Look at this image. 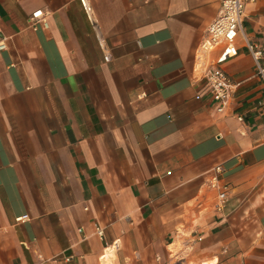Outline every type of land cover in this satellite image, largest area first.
I'll use <instances>...</instances> for the list:
<instances>
[{
  "label": "crops",
  "instance_id": "crops-1",
  "mask_svg": "<svg viewBox=\"0 0 264 264\" xmlns=\"http://www.w3.org/2000/svg\"><path fill=\"white\" fill-rule=\"evenodd\" d=\"M90 2L94 21L80 0H0V264H264V84L246 46L264 42V0L221 63L224 112L195 66L222 0Z\"/></svg>",
  "mask_w": 264,
  "mask_h": 264
},
{
  "label": "built area",
  "instance_id": "built-area-1",
  "mask_svg": "<svg viewBox=\"0 0 264 264\" xmlns=\"http://www.w3.org/2000/svg\"><path fill=\"white\" fill-rule=\"evenodd\" d=\"M248 1L255 0H222L217 16L208 24L203 40L200 43L196 56L195 66L199 79L206 82L213 98L217 101V111L224 112L229 105V101L234 91V82L230 74L221 66L225 60L238 55L236 41L240 36L242 22L245 14V7ZM83 8L94 21L91 11L90 0H80ZM43 10L32 13L29 23L32 28L37 29L41 22L44 27H48ZM247 48L251 52L256 74L264 84V42L261 46L255 45L246 39ZM4 43L0 48H5ZM220 50L217 58L212 57V53ZM240 120L243 118L238 116ZM221 169L217 168L209 180V186L219 191L218 208L225 205L229 195V184L222 183L220 180ZM26 216L17 218L18 221L24 220ZM98 235H104V228L95 224Z\"/></svg>",
  "mask_w": 264,
  "mask_h": 264
}]
</instances>
